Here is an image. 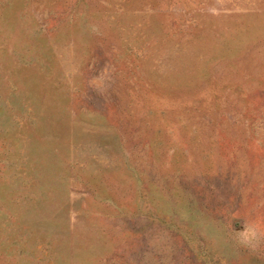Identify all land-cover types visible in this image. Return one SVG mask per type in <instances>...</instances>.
I'll return each mask as SVG.
<instances>
[{"label": "rangeland", "instance_id": "1", "mask_svg": "<svg viewBox=\"0 0 264 264\" xmlns=\"http://www.w3.org/2000/svg\"><path fill=\"white\" fill-rule=\"evenodd\" d=\"M264 0H0V264H264Z\"/></svg>", "mask_w": 264, "mask_h": 264}, {"label": "clouds", "instance_id": "2", "mask_svg": "<svg viewBox=\"0 0 264 264\" xmlns=\"http://www.w3.org/2000/svg\"><path fill=\"white\" fill-rule=\"evenodd\" d=\"M235 240L239 246L255 250L264 242V226L256 221L245 222L242 230L236 231Z\"/></svg>", "mask_w": 264, "mask_h": 264}]
</instances>
